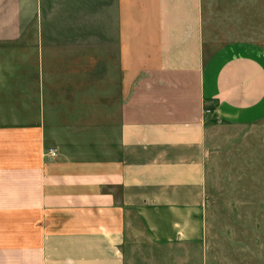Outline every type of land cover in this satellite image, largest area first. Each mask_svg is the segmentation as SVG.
Here are the masks:
<instances>
[{"label": "crops", "instance_id": "obj_1", "mask_svg": "<svg viewBox=\"0 0 264 264\" xmlns=\"http://www.w3.org/2000/svg\"><path fill=\"white\" fill-rule=\"evenodd\" d=\"M202 4L0 0V264H248L206 163L264 121V41L211 49Z\"/></svg>", "mask_w": 264, "mask_h": 264}, {"label": "rangeland", "instance_id": "obj_2", "mask_svg": "<svg viewBox=\"0 0 264 264\" xmlns=\"http://www.w3.org/2000/svg\"><path fill=\"white\" fill-rule=\"evenodd\" d=\"M202 5L206 44L211 49L229 41H264L260 0H203ZM211 125L217 127L208 138V228L246 230L245 235L228 239L241 242L238 246L248 264H264V121L249 127L228 128L218 121Z\"/></svg>", "mask_w": 264, "mask_h": 264}, {"label": "built area", "instance_id": "obj_3", "mask_svg": "<svg viewBox=\"0 0 264 264\" xmlns=\"http://www.w3.org/2000/svg\"><path fill=\"white\" fill-rule=\"evenodd\" d=\"M51 155H52V156H55V155H56V153H55V152H51Z\"/></svg>", "mask_w": 264, "mask_h": 264}]
</instances>
